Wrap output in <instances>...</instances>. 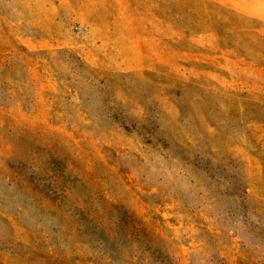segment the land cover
<instances>
[{
  "label": "rangeland",
  "instance_id": "1",
  "mask_svg": "<svg viewBox=\"0 0 264 264\" xmlns=\"http://www.w3.org/2000/svg\"><path fill=\"white\" fill-rule=\"evenodd\" d=\"M0 264H264V0H0Z\"/></svg>",
  "mask_w": 264,
  "mask_h": 264
}]
</instances>
